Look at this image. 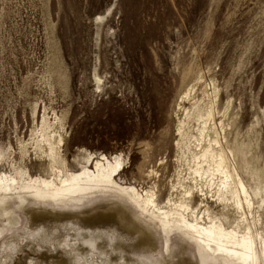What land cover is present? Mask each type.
<instances>
[{"label":"rangeland","instance_id":"1","mask_svg":"<svg viewBox=\"0 0 264 264\" xmlns=\"http://www.w3.org/2000/svg\"><path fill=\"white\" fill-rule=\"evenodd\" d=\"M214 89L216 123L230 128L253 189L264 182V0H0L2 174L53 179V167L77 173L85 157L121 156L126 187L181 203L172 186L193 178L195 116L214 108ZM39 207L27 202L11 229L0 216V264H201L179 234L166 249L158 224L127 199ZM93 213L103 218L85 224ZM224 214L210 205L231 230L235 217ZM132 225L151 248L135 247Z\"/></svg>","mask_w":264,"mask_h":264},{"label":"bare ground","instance_id":"2","mask_svg":"<svg viewBox=\"0 0 264 264\" xmlns=\"http://www.w3.org/2000/svg\"><path fill=\"white\" fill-rule=\"evenodd\" d=\"M214 91V108L211 111L200 109L195 116V123L198 124L197 144L194 150H189L196 163V169L190 174L193 178L186 182L178 176L176 185L172 186L173 192L182 196L181 203L169 197L166 203L159 205L155 193H141L136 188L126 187L120 179L126 169L121 156L111 159L102 156L94 161L93 157H85L77 173L65 170L55 172L53 167V179H33L22 171L9 176L0 173V216L8 223V229L19 222L17 213L29 201L45 209L54 205L81 206L94 199L113 196L127 199L137 210L157 223L166 236V249L169 248L170 236L179 234L197 246L201 264H264V233L261 232L264 182L255 178L257 184L250 189L238 172L236 147L228 139L231 130L223 122L220 125L216 123L220 115V93L216 89ZM227 105L225 118L231 102ZM239 124L243 126L242 121ZM180 136L183 137L181 129ZM237 149L244 150L243 142ZM241 153V165L246 167L250 164L247 152L244 150ZM51 158L55 163L52 149ZM195 195L201 197L202 201L194 208L187 202L194 201ZM210 205L222 207L226 212L224 216L232 214L235 227L226 230L221 222L212 220ZM45 216L38 214L37 219ZM102 218L98 213H93L84 218V222L96 226ZM224 220L228 221L226 217ZM4 229L0 235L8 231ZM128 229L133 236L137 235L135 247L144 250V245L146 248L153 246L143 229L135 225ZM56 264L67 263L61 259Z\"/></svg>","mask_w":264,"mask_h":264}]
</instances>
